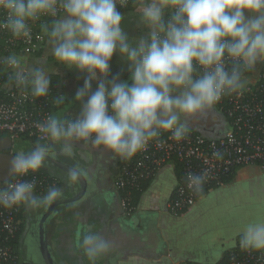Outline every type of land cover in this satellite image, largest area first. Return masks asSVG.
I'll return each instance as SVG.
<instances>
[{"label":"clouds","instance_id":"1","mask_svg":"<svg viewBox=\"0 0 264 264\" xmlns=\"http://www.w3.org/2000/svg\"><path fill=\"white\" fill-rule=\"evenodd\" d=\"M129 0H0V28L15 38L31 40L32 22L45 25L51 55L58 64L85 74L72 116L50 114L36 125L49 143L17 152L10 173L27 176L45 166L56 147L67 157L78 144L110 151L129 159L162 131L181 140L189 131L185 117H194L244 86V74L264 62V0H134L139 23L146 32L131 37L122 26ZM167 16V19L165 18ZM119 54L130 71L129 80L111 75ZM2 63L10 79L30 89L33 97L50 92V73L43 67L25 68L14 55ZM111 76V78H110ZM96 88L93 90V82ZM64 96H60L57 103ZM73 171L69 181H77ZM205 174L189 175L199 191ZM35 180H20L0 188V206H49L63 192L50 186L37 196ZM244 249L264 250V221L248 223L240 235ZM84 253L95 259L110 244L91 229L83 236Z\"/></svg>","mask_w":264,"mask_h":264},{"label":"crops","instance_id":"2","mask_svg":"<svg viewBox=\"0 0 264 264\" xmlns=\"http://www.w3.org/2000/svg\"><path fill=\"white\" fill-rule=\"evenodd\" d=\"M122 26L130 38L146 32L136 10L124 17ZM263 66L264 62L258 63L250 74L256 75ZM33 67H43L50 73V91L57 100L64 96L54 108V115L77 113L79 103L75 102V95L83 86L85 74L58 64L49 44L35 58ZM111 75L130 82L128 65L118 53L111 62ZM184 121L188 128L207 137L221 136L229 126L216 105L194 117H185ZM53 155L80 171L84 178L70 182V173L62 170L68 182L62 189L63 195L51 205L37 209V217L50 210L39 233L46 235L55 264H218L230 251L242 249L241 230L248 223L264 221V169L258 166L238 168L232 181L209 189L192 208L175 216L167 204L174 194L179 172L169 164L150 181L133 204V212L127 215L115 185L122 158L90 144H78L72 157L61 154L58 147ZM81 193L75 202L55 204ZM34 217L26 232L32 229ZM89 229L110 244L109 250L95 259H90L81 247Z\"/></svg>","mask_w":264,"mask_h":264},{"label":"built area","instance_id":"3","mask_svg":"<svg viewBox=\"0 0 264 264\" xmlns=\"http://www.w3.org/2000/svg\"><path fill=\"white\" fill-rule=\"evenodd\" d=\"M132 2L134 0H129L128 5ZM3 16L4 13L0 12V21ZM54 19L42 16L32 22L31 40L28 41L23 37L15 38L9 31L0 28V137L8 136L14 143L24 137L49 142L41 137L36 125L54 114L57 103L52 91L46 97H33L30 89L17 86L10 79L12 69L2 60L14 55L23 67H33L35 58L43 54L48 45L45 25L50 26ZM216 106L229 123L223 135L207 137L188 128L185 137L176 140L170 132L162 131L158 138L122 163L115 185L124 191L121 197L124 214L133 212L132 192L141 190L144 182L154 179L167 165L172 164L176 168V161L181 165V175L167 204L170 213L175 216L185 213L197 203L204 186L211 189L224 185V179L238 168L258 166L264 169V66L254 76L250 71L245 72L244 86L223 96ZM205 173L199 191L189 186L190 174ZM33 179L35 190L46 182L45 177L30 172L23 177L14 175L7 182L0 183V188L6 187L7 183ZM18 212L19 206H0V264L21 262L13 246L22 224L17 217ZM225 264H264V250H232Z\"/></svg>","mask_w":264,"mask_h":264},{"label":"trees","instance_id":"4","mask_svg":"<svg viewBox=\"0 0 264 264\" xmlns=\"http://www.w3.org/2000/svg\"><path fill=\"white\" fill-rule=\"evenodd\" d=\"M118 8H119L120 11H122L124 13V17H126L128 14H130L132 11L135 10L134 2L130 3L127 7L120 8V6H118ZM165 18L167 19V16ZM56 103H57V98H56ZM57 106H58V103H57ZM57 106H55V107H57ZM21 141L22 142H27L28 144H31V145H36L37 143H45V142H41V141L36 140V138H34V137L33 138L24 137ZM47 143H49V142H47ZM19 148L21 150H23V147H19ZM126 160L127 159H123L121 161L120 168L122 166V163H124ZM180 168H181L180 163L178 161H176V169L179 172V176L181 175V169ZM32 174L38 175L39 177H45L46 178V182L44 183V185L40 189L34 190V192H35V194L37 196L44 195L46 193L47 189L50 186H56V187H59L62 190L63 188L66 187V185L68 183L67 182V178L65 177V174H64V172H62V170L56 168L53 165H48L46 163H45V166L42 167L39 171H37L35 173H32ZM234 176H235V171L232 172L231 174H229V176H227L224 179V183L226 184V183L232 181L234 179ZM55 179H56V181H54ZM149 183H150V181L144 182L143 185H142L141 190H134L132 192V195H131L132 204H136V202L138 201V199L140 197V194L142 193V191H144L149 186ZM209 187L210 186H204L202 188V190L200 191L199 195L207 193L208 190L210 189ZM117 190L120 193V197H122L124 195V191L121 190V189H118V188H117ZM25 212H26L25 206L24 205H20L17 217L22 220V224H21L20 230H19V232L17 234V237H16V239L13 242V246L15 248V251L19 254L20 257L22 255L20 250H21L22 237H23V232L25 230L24 228H25V222H26L25 219H24L25 218ZM243 249L244 248L235 249V250H243ZM230 252H229V254H230ZM229 254H227L225 256V258L221 262H219L218 264H225L227 262L228 258H229ZM19 264H23L22 261Z\"/></svg>","mask_w":264,"mask_h":264},{"label":"water","instance_id":"5","mask_svg":"<svg viewBox=\"0 0 264 264\" xmlns=\"http://www.w3.org/2000/svg\"><path fill=\"white\" fill-rule=\"evenodd\" d=\"M14 147H15V143L13 142V140L10 137H8V136L0 137V183H5L14 176L10 173V162H11L13 156L17 152L21 151V150H17L15 152ZM53 154H54V151H53ZM53 154L50 155V157L46 161L54 164L59 169L64 170L68 173H72L73 171H76L79 173V176H78L79 180L82 181L84 179L83 174L80 171H78L77 169L71 167L70 165L60 161ZM85 187H86V183L84 182L82 185V193H83V190L85 189ZM82 193L79 194V196H76L75 198L57 201L55 204H66V203H70V202H75V201L80 199V197L82 196ZM42 239H43V243H44L43 248L47 252V257L51 261H53L50 249L46 243V235L43 234Z\"/></svg>","mask_w":264,"mask_h":264},{"label":"flooded vegetation","instance_id":"6","mask_svg":"<svg viewBox=\"0 0 264 264\" xmlns=\"http://www.w3.org/2000/svg\"><path fill=\"white\" fill-rule=\"evenodd\" d=\"M47 143V142H45ZM35 145L28 144L29 149L33 148ZM30 149V150H31ZM38 210L34 211V220L32 222V229L30 232H23L22 244H21V261L23 264H55L47 257V252L43 248V239L41 233H39L40 229L45 224V221L50 214V210L45 211V215H41L37 217ZM43 216V217H42ZM37 248V251H35ZM37 252L36 256L38 259L34 257V254Z\"/></svg>","mask_w":264,"mask_h":264},{"label":"rangeland","instance_id":"7","mask_svg":"<svg viewBox=\"0 0 264 264\" xmlns=\"http://www.w3.org/2000/svg\"><path fill=\"white\" fill-rule=\"evenodd\" d=\"M28 145V143L27 142H22L21 140H18V141H16V143H15V152L17 151V150H21L19 147H23V150L25 151V152H28V151H30V149H29V147L27 146ZM262 183L264 184V178L262 177ZM25 208H26V212H25V221H26V223H25V232H26V230L28 229V227H29V224H30V222L32 221V219H33V216H34V211L37 209V208H35V209H33V208H28V207H26L25 206ZM23 238V237H22ZM35 251H37V248H36V250ZM36 254H37V252L34 254V257L36 258V259H38V257L36 256Z\"/></svg>","mask_w":264,"mask_h":264}]
</instances>
